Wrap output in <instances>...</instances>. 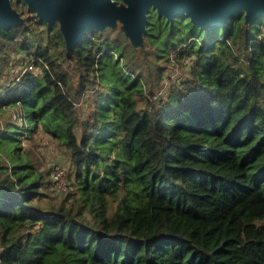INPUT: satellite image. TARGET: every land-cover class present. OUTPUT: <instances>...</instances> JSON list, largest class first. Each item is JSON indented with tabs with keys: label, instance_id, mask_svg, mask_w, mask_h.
Masks as SVG:
<instances>
[{
	"label": "trees",
	"instance_id": "obj_1",
	"mask_svg": "<svg viewBox=\"0 0 264 264\" xmlns=\"http://www.w3.org/2000/svg\"><path fill=\"white\" fill-rule=\"evenodd\" d=\"M147 20L141 47L107 28L74 51L57 23L0 28V264H264V16ZM43 136L65 195L21 145Z\"/></svg>",
	"mask_w": 264,
	"mask_h": 264
},
{
	"label": "water",
	"instance_id": "obj_2",
	"mask_svg": "<svg viewBox=\"0 0 264 264\" xmlns=\"http://www.w3.org/2000/svg\"><path fill=\"white\" fill-rule=\"evenodd\" d=\"M19 1V0H15ZM40 21L58 23L67 51H74L86 32L116 28L134 47H141L147 12L172 20L185 15L200 29L225 27L231 16L243 15L245 23L264 16V0H20ZM23 18L11 0H0V28L22 24Z\"/></svg>",
	"mask_w": 264,
	"mask_h": 264
},
{
	"label": "rangeland",
	"instance_id": "obj_3",
	"mask_svg": "<svg viewBox=\"0 0 264 264\" xmlns=\"http://www.w3.org/2000/svg\"><path fill=\"white\" fill-rule=\"evenodd\" d=\"M14 2H15L14 0L11 1L12 5L15 6ZM20 2H22V1H20ZM14 8L17 9L18 13H20L22 18L31 16V13H28L27 9L25 7H23L22 4H20V3H19V5H17V7H14ZM30 22H33L32 19H30ZM117 30H121V24H119V23H118L117 27L116 28H112V30L109 31V33L115 34V32ZM105 31L107 32V30H105ZM50 37H52V36H51L50 33L47 32L46 28L45 27H40L38 29H35V34L33 36V39H35L38 43L47 44V42L50 39ZM188 60L189 59H187V60L185 59L184 62H188ZM18 66H19V64H16L15 66L12 67L11 78H14V76L18 74L17 73L18 70H20L21 67H23L22 65L19 66V67ZM23 69L25 70L26 66ZM167 70L168 71L166 72V75L163 78L164 85H165L164 86V90L166 88H168V82L169 81L176 80L178 78L179 79H183L184 78V76L187 73V65L186 64L185 65L184 64H172L169 67V69H167ZM168 77H169L170 80H168ZM87 111H88V108H87V105L85 103V104H83V106L80 109V113H81V117L82 118L83 117L85 118V115H87ZM21 145L23 146L24 150H27L25 148H28V150H30L31 156L33 157L34 162L37 163V165H39L41 171H48L50 166L54 162H58L60 164H63V165L65 164L66 166H68L66 164L68 156L66 155L65 151L63 149H61L55 141L51 140L48 137L43 136L42 138H40L37 141V143L35 145H31V144L28 143V141L23 140ZM52 146L55 147V149H56L55 153H51L50 152V147H52ZM70 190H71V188H70ZM46 200H49V199L46 198ZM50 201L52 203H57L58 202L56 198H54V199L50 198Z\"/></svg>",
	"mask_w": 264,
	"mask_h": 264
},
{
	"label": "built area",
	"instance_id": "obj_4",
	"mask_svg": "<svg viewBox=\"0 0 264 264\" xmlns=\"http://www.w3.org/2000/svg\"><path fill=\"white\" fill-rule=\"evenodd\" d=\"M191 63V60H188ZM181 80V79H177ZM50 152L55 153V147H50ZM70 173V169L65 164H60L58 162L52 163L49 168V179L52 184L54 192L58 195H65L68 189L67 178Z\"/></svg>",
	"mask_w": 264,
	"mask_h": 264
},
{
	"label": "flooded vegetation",
	"instance_id": "obj_5",
	"mask_svg": "<svg viewBox=\"0 0 264 264\" xmlns=\"http://www.w3.org/2000/svg\"><path fill=\"white\" fill-rule=\"evenodd\" d=\"M11 1H12V0H11ZM25 8L27 9L26 4H25ZM27 12H28V13H31V16H33L34 18H36V17H35V14H34L33 12L29 11L28 9H27ZM36 19H37V18H36ZM37 20H38V19H37ZM38 21H39V20H38Z\"/></svg>",
	"mask_w": 264,
	"mask_h": 264
}]
</instances>
